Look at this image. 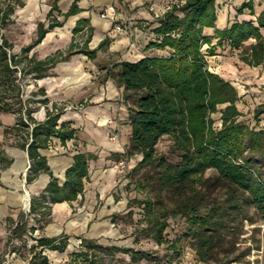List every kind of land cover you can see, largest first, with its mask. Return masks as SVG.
Instances as JSON below:
<instances>
[{
  "label": "trees",
  "instance_id": "obj_1",
  "mask_svg": "<svg viewBox=\"0 0 264 264\" xmlns=\"http://www.w3.org/2000/svg\"><path fill=\"white\" fill-rule=\"evenodd\" d=\"M59 1L55 0L51 5L46 21L38 23L35 40L16 54L13 52L14 44L5 37L3 30L16 23L15 11L17 7L24 8L25 3L22 0H0V115L12 114L16 117L15 123L5 128L4 138H13L14 146L27 153L30 161L27 184H33L43 174L50 177L43 192L32 197L27 216L21 214L17 221L6 218L10 224L7 243L22 240L38 229L29 227L31 215L36 216L35 221L43 230V219L51 216L52 205L78 201L90 178L89 163L98 159L92 153L74 154V162L66 171L64 183L60 184L48 158L41 151L48 149L53 139H59L66 145L75 139L76 129L70 123H60L63 110L58 109L55 103L49 106L50 100L44 88L35 94L43 96L40 100L23 97L24 78L42 80L59 63L76 54L95 60L98 52L111 42L106 37L97 48L91 49L89 43L95 29L88 21H79L74 34L83 32L86 26L90 27L82 47L74 42L67 52L58 50L43 59L36 53L30 55L48 33L63 27L70 17L81 12L80 0H75L66 13L61 12ZM215 4L216 0H185L182 5L173 6L158 19L160 26L154 30L162 40L148 45L150 49L169 48L171 56L115 63L107 70L106 76V79H114L123 89L122 102L129 113L132 133L124 157L130 159L142 155L134 171H155L144 179L148 196L138 204L143 208L146 226L142 227L140 222L136 231L143 238L162 245L167 242L164 234L169 227L168 219L180 215L189 223L186 236L197 240L195 250L198 259L206 264L217 261L214 249L224 239V230L233 228L238 222L249 221L246 204L256 207L264 217V180L261 166L253 161L255 156L264 161V130H255L238 121L242 116L237 107L240 100L238 90L209 70L202 51L206 44L212 43V38L204 36L203 32L205 28L215 27ZM245 8L253 11L252 2L244 4L239 11ZM216 38H219L218 45L228 42L235 49H241L247 41L255 39V44L243 50L241 59L250 66L264 64V11L259 15L257 25L253 21L236 22L229 28L216 30ZM75 47L79 49L75 50ZM209 55H214L211 48ZM37 103L43 104L46 109L43 121L33 116L31 104ZM220 106H224L220 111L223 124L221 130H216L212 115L219 112ZM262 112L264 110L256 113L259 115ZM165 136L173 140L174 149L180 152L178 156L182 160L176 167L168 164L165 157L159 156L156 151V146ZM114 157L121 159L120 154H114ZM13 163L14 159L0 148V176ZM211 169L231 185V192L224 202L203 214L207 195L202 189L208 182L204 174ZM137 187H142L140 181ZM240 216L243 218L240 219ZM229 218L230 223L227 222ZM32 239L36 243L30 247L29 264H51L45 251L64 253L70 237L63 233L58 237L42 235ZM1 248L0 239V264L4 261ZM119 253L129 256V264H140L142 261L159 264L151 252L106 246L84 238L78 251L71 253L69 258L72 264H107V258L113 259ZM235 262L237 260H228L221 264Z\"/></svg>",
  "mask_w": 264,
  "mask_h": 264
},
{
  "label": "rangeland",
  "instance_id": "obj_2",
  "mask_svg": "<svg viewBox=\"0 0 264 264\" xmlns=\"http://www.w3.org/2000/svg\"><path fill=\"white\" fill-rule=\"evenodd\" d=\"M22 1L25 3V7H17L14 15L16 23L3 30L5 37L14 44L13 52L16 54H20L23 47L29 46L35 40L37 25L41 21H46L47 15L51 10V5L55 0H36L32 6L28 5L29 0ZM102 1L106 3L105 0H96L93 4L91 3L89 5L90 9L95 10L97 16L100 15V11L104 7V2ZM131 1L132 0H117L114 1V6L116 9L117 22H120L121 19L126 20L124 23L120 24L121 26L129 27V33L127 35L131 37V39H135V36H132L135 33V27H139L144 33H149L148 31L153 21L148 25L144 19L136 17L130 18L127 14L130 12L132 14V10L129 7ZM184 3L185 0H150L144 2L140 8H143L145 11L147 10L153 17L159 19L160 17H156L155 14L150 11L152 4H156L157 9L160 10L167 6L172 8L175 5H182ZM54 14L57 15L58 13L55 12ZM177 14L183 16L181 12H177ZM60 20H63L62 17ZM69 22L70 19L65 22L63 27L54 29L51 35L48 36L47 41L35 48L30 55L35 52L40 59H43L45 55H53L58 50L67 52L74 42L76 46L82 47L88 38L87 35L90 27L86 26L83 32L74 34L73 29L70 28L69 31L67 29ZM110 45L111 44L105 49L100 50V52L106 53L110 49ZM79 47H75V50H78ZM206 49L207 46H204L202 51L206 52ZM242 52L243 50H241L239 54L240 60H242ZM77 55L80 56L83 54L73 55L68 61L58 64L57 72L60 73L55 74L56 79L54 75L50 76V74L43 80H40L39 83L31 80L30 77L24 78L22 82L24 99H42V95H35L38 91L35 84L45 85L49 88L50 92H52L51 100L57 104L58 109L63 110L64 114L75 112L85 113L88 106H90L89 100L92 87L95 88L99 82L102 84L107 76V73L103 72V68L107 69L116 62L113 63L112 60H103L97 56L95 60H91L90 62L86 61L85 64L72 63V60L75 59ZM207 64L209 70H215L219 69L220 66L223 65V62L221 60L216 61L213 58H208ZM95 65H98V68L89 73L90 69H95ZM221 68L223 69V67ZM78 72H80V74H78ZM91 82L96 83L92 84ZM58 97H62L64 100L62 102H60V100L57 101L56 99ZM49 106L51 107L52 103H50ZM241 106L242 116L238 121L255 130H264V112L259 115L256 113L259 110H264V104H256L253 106L245 101ZM31 107L34 109L33 116L37 120H45L46 109L43 104H31ZM223 108L224 106H220L219 112L212 115V119L214 120L213 127L216 130H221L222 128L223 122L221 120L222 114L220 111ZM15 120L16 117L12 114H1L0 116V121L3 124L0 126V144H2L0 148L6 152L8 157L14 159V163L15 158L12 156V152L23 154L24 157L21 171L12 175V179L15 181L9 182V184H5L3 181L4 173L12 169V166L2 171L0 176V182L2 184L0 186V215L3 213L2 217L4 216L0 220V239L2 241L1 253L4 259L2 264H29L31 258L30 247L36 243L32 238L42 234L47 236L54 222L52 215L47 219H43L45 228L41 230L39 228L40 225L35 221L36 216L31 215L29 217V227L33 226L38 229L33 234L28 233L25 235L22 240H13L11 243H7L10 235V224H8L6 218L11 217L14 221H17L21 214L27 216L30 212L31 204V200L28 205L18 204L13 200V196L16 193L22 195L25 193L23 189L20 191L17 190L13 184L20 182L28 187L29 184H27L26 176L30 167L27 153L14 146L13 138L9 140H5L4 138L5 128L13 125ZM100 149L103 148L98 147L95 150L100 153L102 152ZM54 150H56V152L60 150L64 151L63 149L56 148ZM156 151L159 156L165 157L168 164L176 167L181 163L182 159L178 156L180 152L174 149V142L169 136H165L160 140L156 146ZM253 161L257 163V166H261V176L264 180V161L256 156L253 157ZM139 162L136 157H134L129 160V162L125 161L124 167L119 168L120 179L114 193L118 208H112L113 202L110 205H108V203L105 205V200L95 209V216H90V211L84 209L78 210V207H76L77 209L74 210L72 216L66 220H61L59 226L63 225L64 234L70 237L69 246L62 254H55V256L50 254L49 260L51 264H72L69 255L78 250L81 244V237L95 240L99 244L106 246H118L151 252L154 257H156L159 264H206L198 259L195 250L197 240L192 236H186L189 223L180 215L168 219L169 227L164 234L167 242L162 245H158L151 239L143 238L140 232L136 231L138 223L141 222L142 227L146 226L143 208L138 204V201H142L148 196V188L144 185V179L145 176L155 173L153 169L150 171H134V168ZM204 179H208L206 186L202 189L203 193L207 195L205 199L207 205L202 209V213L206 214L209 209L224 202L228 193L231 192V185L221 179L218 172L213 169L204 174ZM139 181L142 184L140 188L137 187V182ZM33 196L36 195H32V197ZM57 208V204L52 205V214ZM106 209L110 214L106 213L107 211L105 212ZM94 212L92 214H94ZM102 212L108 215L102 216ZM129 212H132V214L130 215ZM246 213L250 216L249 221L243 224L238 222L233 225V228H226L224 230V239L219 241L214 249L217 261L211 264L226 263L228 260H237V262L232 264H264V217L256 207L248 206L247 204ZM239 218L241 219L243 217L240 216ZM86 219H88V221L84 228L70 229L71 224L76 220L79 221L80 224H83ZM227 222L230 223V218ZM13 250L18 251L14 253ZM129 262V256L122 253L117 254L113 259H106L107 264H129ZM140 264H148V262L142 261Z\"/></svg>",
  "mask_w": 264,
  "mask_h": 264
},
{
  "label": "crops",
  "instance_id": "obj_3",
  "mask_svg": "<svg viewBox=\"0 0 264 264\" xmlns=\"http://www.w3.org/2000/svg\"><path fill=\"white\" fill-rule=\"evenodd\" d=\"M74 1L75 0H60L58 6L61 12H68ZM105 1L107 3L110 0ZM147 1L150 0H132L129 5L132 14L130 12L127 15H129L130 18L136 17L144 19L148 25L153 21V24L148 31L149 33H144L139 27H135V33L132 35L135 36V39H131V37L127 35L128 33L115 32L113 28L114 24L111 21L103 20L100 18V15L97 16L95 10L89 8L91 3L87 0H80L78 2L81 12L69 18V25L70 28L74 30L79 21L89 22L90 26L95 29L92 40L89 43L91 49L97 48L106 37L110 38V49L106 53L98 52V57L103 60H112L113 63H119L122 61L134 63L144 58L170 57L172 50L169 48H148L150 43L160 42L162 38L154 33V30L160 26L158 19L153 17L147 10L145 11L143 8H140L141 5ZM249 2H252L253 11L250 8H245L240 12L239 10L242 6ZM215 5V27L205 28L203 32L204 36L212 38V43L210 45H205L207 46V49L203 54L207 61L208 58H213L216 61L221 60L223 65L220 66L219 69H210V71L220 75L226 81L231 82V84L238 90L240 100L237 102V107L240 112L241 105H243L245 101L253 106L256 104H264V64L257 67L250 66L239 58L241 50H248L256 43V40L251 39L247 41L241 49H235L228 42H223L222 45H218L219 38H216V30L229 28L236 22L253 21L257 25L258 17L264 11V0H216ZM59 19H61V17H59ZM125 21L126 20L121 19L120 23H124ZM51 32L47 34L42 43L47 41ZM210 48L214 51V55L212 56L209 55ZM34 53L35 52L32 54ZM47 56L48 55H45V58ZM86 61L90 62L91 60L85 55H77V57L72 60V63L85 64ZM111 66L112 65H110V67ZM57 67L58 65L50 72V76L54 75L55 79V74L60 73L57 72ZM221 67H223V69ZM96 68H98V65H95L94 70L90 69L89 73L95 71ZM109 68H103V72L107 73ZM78 74H80V72H78ZM39 82L40 80L36 81V83ZM91 83L94 84L96 82ZM37 85L38 84H35L37 90L40 88L45 89L46 97H48L50 103L53 104L54 102L51 100L52 92H50L49 88L45 85ZM122 91L123 89L119 88L116 81L112 78H105L102 84L99 82L95 88L92 87L89 100L90 106H88L86 112L63 113L60 119V123H70L72 127L76 129L75 139L67 142L66 145H63L59 139H53L49 148L41 151L43 155L47 156L54 175L59 179L60 184L64 183L66 171L74 162L72 159L74 154L81 152L92 153L98 156L97 160L90 161L89 163L90 178L85 184L83 196H80L78 201H75L72 204L68 202L57 204L58 208L54 210L53 214H51L54 223H52V228H50L47 235L48 237H58L64 233L63 225L59 226V224L61 220H66L72 216L74 210L77 209L76 207H78V210L84 209L90 211V216H95V209H97L103 203L102 201L105 200L107 201H105V205L106 203L110 205L113 202L112 208H118L114 193L120 179L119 168L124 167L125 161L129 162V160L134 157H136L138 162L143 158L142 155H136L130 159L124 157L125 147L129 142L132 128L129 125L128 110L122 102ZM56 100L62 102L64 98L58 97ZM98 147L103 148L100 149L102 152L99 153L95 150ZM55 148L63 149L64 151L60 150L59 152H56V150H54ZM114 154H120L121 159L119 160L114 157ZM16 161L17 159L15 158V163L12 165V169L8 170L10 175H6L8 173L7 171L4 173L3 181L5 184H9L10 180L15 181L12 179V175L21 171L24 157H21L19 166L15 168ZM49 182L50 177L48 175H41L40 179L35 184L30 185L34 187L33 195L39 196ZM106 211L107 209L105 212ZM93 212L94 214H92ZM106 213L110 214L108 211ZM108 214L102 212V216ZM2 215H0V220L4 217H2ZM87 221L88 219H86L83 224H80L79 221L76 220L75 222H77L78 225L74 226L71 224L70 229L84 228ZM82 239L83 238L81 237V242ZM45 254L50 257V254L55 256V254L62 253L46 250Z\"/></svg>",
  "mask_w": 264,
  "mask_h": 264
},
{
  "label": "built area",
  "instance_id": "obj_4",
  "mask_svg": "<svg viewBox=\"0 0 264 264\" xmlns=\"http://www.w3.org/2000/svg\"><path fill=\"white\" fill-rule=\"evenodd\" d=\"M89 3H94L96 0H87ZM114 1L117 0H110L107 3H104V7L100 11V18L108 21H112L114 24V31L117 33H129L126 26H121L120 22H117L116 18V9L114 6ZM171 9L170 6H167L163 9L158 10L156 4H152L150 7V11H152L156 17H162L167 11Z\"/></svg>",
  "mask_w": 264,
  "mask_h": 264
},
{
  "label": "bare ground",
  "instance_id": "obj_5",
  "mask_svg": "<svg viewBox=\"0 0 264 264\" xmlns=\"http://www.w3.org/2000/svg\"><path fill=\"white\" fill-rule=\"evenodd\" d=\"M36 0H29V2H28V5H30V6H32V4L35 2ZM67 29H68V31L70 30V25H68L67 26ZM66 33V32H65ZM12 154V156L14 157V158H16L17 159V161H16V164H15V168L16 167H18L19 166V163H20V159H21V157H23V154H18V153H11ZM11 172H13V171H11ZM7 176H9L10 175V173L8 172L7 174H6ZM10 183L12 182L11 180L9 181ZM14 185V187L17 189V190H22L23 189V191L25 192L23 195L22 194H20V193H16L14 196H13V200L15 201V202H17L18 204H24V205H28L29 204V201L31 200V197H32V195H33V193H34V187H32V186H30V185H28V187H27V185H25V184H23V183H20V182H17V183H15V184H13ZM39 188V187H38ZM72 225H78V223L77 222H73L72 223Z\"/></svg>",
  "mask_w": 264,
  "mask_h": 264
}]
</instances>
